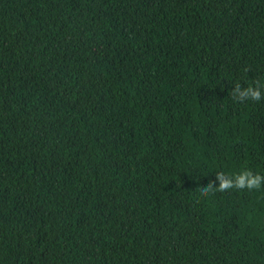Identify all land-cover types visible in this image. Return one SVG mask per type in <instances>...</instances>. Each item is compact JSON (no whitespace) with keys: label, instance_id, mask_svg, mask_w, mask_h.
Listing matches in <instances>:
<instances>
[{"label":"trees","instance_id":"1","mask_svg":"<svg viewBox=\"0 0 264 264\" xmlns=\"http://www.w3.org/2000/svg\"><path fill=\"white\" fill-rule=\"evenodd\" d=\"M257 80L264 0H0V264H264Z\"/></svg>","mask_w":264,"mask_h":264},{"label":"clouds","instance_id":"2","mask_svg":"<svg viewBox=\"0 0 264 264\" xmlns=\"http://www.w3.org/2000/svg\"><path fill=\"white\" fill-rule=\"evenodd\" d=\"M247 70V69H246ZM230 98L236 102H244L246 100L260 101L264 99V83L257 80L255 85L242 87L239 83L234 85V89L230 92ZM215 182L200 188L202 197H208L215 192H227L229 190H259L264 186V175L254 173L250 169L242 170L235 175H226L224 172L216 173Z\"/></svg>","mask_w":264,"mask_h":264}]
</instances>
